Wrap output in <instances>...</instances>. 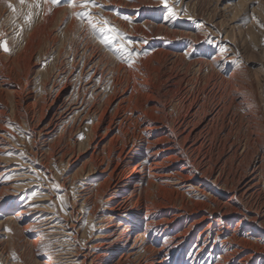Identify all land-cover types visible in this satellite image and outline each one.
<instances>
[{
  "label": "rangeland",
  "instance_id": "obj_1",
  "mask_svg": "<svg viewBox=\"0 0 264 264\" xmlns=\"http://www.w3.org/2000/svg\"><path fill=\"white\" fill-rule=\"evenodd\" d=\"M85 11L89 16L74 14ZM29 13L31 19L26 22L24 17ZM105 20L119 30L133 51L131 64L118 49L119 41L103 42L98 29ZM0 40H6L9 48L8 52L0 49V264H80L74 255L101 240L96 236L108 229L103 218H108L109 224L120 222L124 226L136 222L134 235L143 234L135 243L132 237L125 248L134 246L143 261L161 258L162 264H188L187 258L198 248L193 244L199 231L210 221H199L207 214V207L184 211L155 200L146 208L140 206L134 217L111 214L109 202L114 191L106 184L113 186L115 178L105 180L118 163L119 152L132 147L130 158L119 168L129 172L138 165L144 179L152 180L154 191L160 184L183 192L185 199L211 203L217 198L245 213L231 210L224 223L213 226L202 250L205 259L221 260L220 240L226 237L264 242V0H167V4L164 0H92L84 8L70 7L66 0L59 6L50 0H26L24 4L0 0ZM98 58L102 64L94 69L91 63ZM72 69L74 74L69 73ZM80 70L83 76L78 79L75 74ZM92 74L100 91L91 96L86 87L91 85L88 80ZM129 96L132 102L127 108ZM64 98L72 106L82 105L80 101L83 105L58 125L55 133L44 135L42 127ZM120 104L126 112L116 113ZM104 109L103 125L109 118L116 120V115L149 114L145 113L146 120L139 128L132 123L110 144L117 125L103 137H92L90 131ZM208 122V128H202ZM170 128L174 135H170ZM170 140L176 143L174 151L166 149ZM16 155L12 161L6 159ZM6 161L20 164L18 172L23 175L16 176L17 182L23 180L20 190H6L11 173L5 172L9 168ZM210 166L214 167L211 171ZM253 168L256 173L250 175ZM220 170L224 184L217 186L224 189H217L222 194L212 186L205 187V195L184 191L185 178L197 185L203 178L212 180ZM243 175L247 180L256 177L254 192L236 193L240 187L235 189V184ZM169 177L173 178L167 180ZM118 196L122 195H114ZM39 207L58 216L55 224L61 228L56 235L43 236L35 221L26 230L19 229L36 216ZM22 208L28 212H19L23 219L18 225L6 219ZM247 215L258 218L252 223ZM125 218L131 221L127 223ZM224 224L225 230L220 229ZM246 224H254L261 233L247 235ZM164 226L168 232L163 235L160 230ZM217 229L222 231L221 238L214 240L212 231ZM180 236L186 242L175 245ZM237 248L235 254L224 258L226 264H238L251 253L241 244ZM234 249L235 245L228 244L227 250ZM112 258L103 257L97 263L113 264L116 260ZM136 258H128L125 264H136ZM245 260L247 264H264V253Z\"/></svg>",
  "mask_w": 264,
  "mask_h": 264
},
{
  "label": "bare ground",
  "instance_id": "obj_2",
  "mask_svg": "<svg viewBox=\"0 0 264 264\" xmlns=\"http://www.w3.org/2000/svg\"><path fill=\"white\" fill-rule=\"evenodd\" d=\"M161 28H163V27H161ZM157 31H158V29H157ZM187 51L189 52V50H187ZM88 59H89V57H88ZM93 59H95V58H93ZM100 59L98 58L96 61L94 60V62H92L93 64L91 63V65H92V67L94 69L96 68L97 65H101L102 64ZM88 64L89 63H86L85 64V67ZM103 66H105V65H103ZM83 69L84 68L82 67L81 70H83ZM81 70L78 71L75 74V75H77V78L78 79H80L83 76V73H82ZM74 71H75V69H72L69 73L70 74H74ZM59 73L60 72H58L57 74H59ZM69 73H68V76H69ZM94 77L95 76L92 74L91 75V78L88 80V83H91V85H88V87H86V90H90L91 96L93 94H96L97 95V93H99V91H100L99 90L100 87H98L96 85V83H94ZM2 83L9 84V82H5V81H3ZM134 83L137 85L136 82H134ZM141 84H139L138 87L141 86ZM132 88H134V87H132ZM135 89H137V86H136ZM97 90H99V91H97ZM131 90H130V92H131ZM137 90H139V88ZM16 91H18V90H16ZM133 91L135 92V90H133ZM151 93H150V95H151ZM125 94H126V92H125ZM143 95L144 94H142V97H143ZM18 96H19V94H18ZM57 97L58 96H55L52 99L51 103L49 104L48 109L50 108V106L52 105L53 101H55ZM128 98H129V100H128V104H127L128 106H126L127 108H129V106L131 105V102H132L131 96H129ZM137 98L138 97H136V100H137ZM68 101H69L68 98L67 99L64 98L61 101V104L57 105V107L54 110V113L52 114V117L50 118V120L48 121V123L42 127V129L45 131V134L44 135H46V136H49L50 135L51 136L53 133H55L54 131H56V128L58 127V125L62 124L65 120L69 119L70 118L69 115L76 113L77 110L79 111V108L83 105V101H80L79 102V103L82 104V105H79V106H72V104L70 102H68ZM133 101H135V98H134ZM133 103H135V102H133ZM75 104H77V102ZM126 107L124 105H121L120 104V106H118V107L115 108L116 113L119 112L120 110H122V111H125L126 110L127 111V108ZM133 107H134V105H133ZM200 108L195 109L196 110L195 112H198V110L200 111ZM223 108H225V107H223ZM48 109H46V112H47ZM105 111H106V109H104L102 111V113H100L101 115H100V117L98 119V123L96 122L97 124L95 126H93L90 129V131H91V134H92L91 136L92 137H96L97 135H99L100 137H103L104 134H106V133H108L110 131V129H111L112 126L117 125L118 126V128H117L118 132L116 134H114V136L111 137L110 142H109L110 144H113V141H115L116 139L121 138V136L123 135L122 133H125V131L128 130L129 126H133L134 125L132 123H134V122L137 123V127L139 128L143 124V122L146 120L145 119V113H147V111L143 110L145 112L138 113L134 117L133 116H130L129 118L128 117L124 118L123 116H118L117 117V115H116V120H113L114 117H113V119L112 118L111 119L109 118L110 120L108 119L106 125H103V124H100V123L103 121V115H104ZM140 111H142V110H140ZM44 113L45 112L42 109L41 115H44ZM119 113H122V112H119ZM148 114L149 113H147V116H148ZM123 115H125V114L123 113ZM152 115L150 117L153 118ZM156 115H157V113H156ZM200 116L201 115H198V117H200ZM202 117H203V115H202ZM127 118L129 119L128 120L129 123L126 122L127 121ZM156 118L158 119V117H156ZM192 120H193V118H192ZM1 122H2V120H1ZM210 123H211V120H210ZM210 123L209 122L206 123L204 125V127H202V128L205 129V127H207L208 124H210ZM149 127H151V126H149ZM209 127H210V125H209ZM172 129H174V128L172 127ZM171 132H172V134L170 133V135H174V131L172 130ZM190 132L187 134V137H185V138H188L189 137ZM38 133H41V132L38 131ZM199 134H200V132H199ZM170 141H172V143H169L168 144V147L166 149L171 150V151H174L176 149V143H174V140H170ZM97 145L99 146V143ZM178 145H179V143H178ZM178 145H177V147H178ZM180 148H182V145H181ZM3 149L5 150L6 148H3ZM132 150H133V147L130 148L129 150H127V151H125V150H121L120 151L119 150L120 151L119 152V155H118L119 156V161H118V163L113 168L111 167V170L109 171V174H108V179L105 180V183H107L108 181H110L113 178H115V183L113 184V186L109 185V182H108V184H106L107 185L106 186L107 188H113V191H114V194H113V196L111 198L112 199V202H109L110 203L109 204L110 205V210L112 211L111 214H114L116 217H119V218H123L125 214L126 215H131V216L134 217L135 215H137L138 212L141 211L139 209L140 206L143 205L144 208H146V207H148L149 202H152L153 203L155 200L157 201V203L158 202L160 203L159 205L174 207V208H177L179 210H184V211H187V210H196L199 207L205 206V207L208 208L207 214L206 215H203L199 221H202L205 218H209L210 221L207 222V223H205V225H204L205 228L202 231H199L198 236L196 235L197 237H196L193 245L194 246H197L198 248H197V250L195 252V255L192 258H189V259L187 258L188 264H204L205 262H206V264H226V260L224 258H228L232 254H235V252L237 250H239L237 247L240 244L243 245L244 247L250 248L251 249V253L248 256H246L245 258H243L242 260H240L238 264H247L248 261L245 260V259H251L255 255V253H257V252L264 253V242H262L260 244H258V243H249V241H245L246 239H249L248 237L237 238L236 236H232V237L230 236V237H226V238H223V239L220 240V243H221V245L223 247V250H222L223 254L221 255V260L220 259L213 260V258H211V257L205 259V256L202 255L203 254L202 253V250L205 248V240L207 238H209V234H210L211 229L213 228V226H215L216 224L224 223L227 214L229 212H231V210L232 211H235V212H238V213H241L242 215H245V213H243L241 210H239V208L236 207L234 204H229L228 202H221V201L217 200V198L216 199H211L210 200L211 203H207V202H203V201H199V200L198 201H195L191 197H189L188 199H185L184 196H183V192H181V191L178 192V190H176V189H174L175 190V192H174L173 189L170 190V187H167V186H164V185H160V184L157 185V189L154 191L152 189V187L150 186L152 180L151 179H148L146 181L144 179V177L142 176V174H140L139 170H137V168H138L137 166L138 165L134 166L133 169L131 171H129V172H125V171L120 170V168H119L120 163L124 162L127 158L128 159L130 158V154L132 153ZM181 152H182V150H181ZM154 153H156V152H154ZM17 157H18L17 155L16 156H9L6 159H10L12 161L13 159H16ZM263 157H264V154H263ZM93 162H94V160H93ZM6 163L8 164V167L9 168H7V170L5 172H11L10 175H9L10 181L8 182V185H7L8 187H7L6 190L7 191H11L12 189L20 190L23 187L22 186L23 183H21L23 180H21L20 182H17L16 181V176L19 175V177L21 178L22 175H23L22 172H18L20 170V167H19L20 164L19 163H17V164L16 163H13L12 164V162H10V161H6ZM128 164H129V162H128ZM223 164H225V163L223 162ZM192 165H194V164H192ZM94 167L95 168L91 169L93 172L96 171V166H94ZM207 167H209V166L207 165ZM222 167L224 168V166H222ZM210 168H211L210 171L212 169H214L213 166H210ZM206 170H208V168ZM255 173H256V169L253 168L252 171H251V173H250V175H254ZM178 174H180V173H178ZM217 174H218V172H217ZM164 175L167 176V174H162V177ZM244 175L239 180V182H237L238 180L236 181L238 184L237 185L235 184V189H237L236 187H240V190L237 189L236 190V193L237 192H240L242 190L250 191V190H252V189H254L256 187L254 185V183H253L254 182V179L256 177L254 176V177H251L249 180H247L248 178H246V176H244ZM157 177H161V176H157ZM172 178L173 177H169V178H167V180H171ZM123 179H126V182L125 183H123V181H124ZM185 179H187V180H186V182L184 183V186H183L186 189L184 191H186V192H188V193H190L192 195H195V194H193L194 191H197L198 193H200V195H205V191H206L205 187H208V186H212L213 189H214V191L216 193H217L216 190H218L217 188L224 189L222 187L217 186L218 184H221V185L224 184V182L221 181L222 179L224 180V178H223V171H221V170H220L219 174L217 176H215L212 180H209V178H208V180H205V178H203V179H201V181L199 183H197V185H193V183L191 181L189 182L188 178H185ZM133 182H135V184H133ZM103 185H104V183H103ZM254 190H252V191L254 192ZM218 191H219L218 192L219 194H222L221 193V190H218ZM252 191H251V193H252ZM84 192H85L84 189L79 190V195L81 197L84 196V195H82V194H84ZM127 192L129 193V195L128 196H123V194H128ZM117 193L121 194L123 197L122 196H118V198L116 199L114 197V195H116ZM99 194H101V191H99ZM241 194H239V195L241 196ZM132 196H135L136 198H134ZM154 196H157V197L156 198H153ZM234 196L235 195H232L231 196V199L234 198ZM118 199H120V200H118ZM28 208H29L28 210H30V212H32V208L31 207H28ZM20 211H22V212H24L26 214L28 212L27 210H25V209L22 208L21 210H17L15 213H13V215L11 217H7L6 219L8 221H10L12 224H17L18 225L20 223L21 219H23L21 217V215H20V213H21ZM46 211H47L46 208L39 207L38 210H37V212H36L37 213L36 216H34V218L30 222H27L24 225H20L19 226V229L20 230H26L28 228V226L30 224H32L33 221H35L38 224V226H40V228L38 229L40 234H43V236L44 235H53V234L56 235L55 233L57 232V230L61 228L60 225L59 226H56V224H55V223L58 222V221H56V220H58V218H57L58 216L55 214V212H52V211L46 212ZM215 214H217V215H215ZM214 215H215V217H213ZM262 217H264V216L262 215ZM257 218H258L257 215L256 216H249V215H247V218L246 219L249 222H252L253 223ZM107 219L108 218H103V220H102V222H105L104 223V227L108 228L105 231L106 233L100 234V236H96V237H100L101 240L100 241H97L94 244H91V243L88 244V246H86L85 250L82 251L83 253H81V254H75L74 255L75 256V261H78V263H80V264H99L97 262L99 260H102L103 257L104 258L105 257H109V258L110 257L111 258L113 257L114 259L113 258L112 259L113 260H116V262L113 263V264H125V262H126V260L128 258L135 256V257H137L136 258L137 259V263L136 264H162L161 263L162 260H160L161 258L160 259L150 260L148 262L146 260L143 261L142 258H141V256H139V254L137 253L136 248H134V246L130 247L129 249H126L125 248L126 245L128 244V242L131 240L132 237H133V242L135 243V241L137 240V238L140 235L143 234V233H141V234L139 233V234L134 235V233L136 232L134 230L135 229V223L136 222L133 223V225H125L124 226L123 224H120V222L114 223V224H109V221ZM125 219H127V223L129 221H131L128 218H125ZM167 221H171V220H167ZM77 224L78 223H75V227L76 228L78 226ZM246 225H247L248 231H249V232H247V235L250 234V236H251V235H253L255 233H261V231L258 230L257 227H255L254 224H251V225L250 224L249 225L246 224ZM225 227H226V224H224V226L221 225L220 226V229L225 230ZM63 230L64 231L65 230L66 231H70L71 229H63ZM160 231H161L160 233L164 232L163 235L164 234H167V232H168L167 231V226H164ZM205 231H206V234H205ZM212 232H213V234L215 236L214 237V240H216L218 238H221V232L222 231H219V229H217V230H214ZM76 233H77V231H76ZM71 234H73V233H71ZM217 236H219V237H217ZM180 237L181 238H179V240L176 242L175 245H177L179 242H186L187 239L184 236H180ZM171 238H173V237H171ZM174 238H176V237H174ZM201 238H202V240H201L202 242L201 243H198ZM228 244L235 245L236 246V249L231 250V251L230 250H227ZM143 249L146 250V249H151V248H150V246H144ZM159 250H161V248H158V251ZM76 251H77V253L78 252H81V251H78V250H76ZM162 257H163L164 260L165 259H168V256H165V257L162 256ZM258 260L260 261L261 258L259 257ZM175 262L176 261H174L172 263L174 264Z\"/></svg>",
  "mask_w": 264,
  "mask_h": 264
},
{
  "label": "snow or ice",
  "instance_id": "obj_3",
  "mask_svg": "<svg viewBox=\"0 0 264 264\" xmlns=\"http://www.w3.org/2000/svg\"><path fill=\"white\" fill-rule=\"evenodd\" d=\"M26 2V0H20L21 4H24ZM46 2H48V0H46ZM50 2L54 5L59 6L61 4V0H50ZM66 2L68 3V6L70 7H86L88 4L92 3V0H66ZM164 3L167 4V0H164ZM38 6V4H37ZM9 8H12L13 11H15V8H13L12 4L8 5ZM75 15H77L78 17H80L81 15L83 16H89L88 12H84V13H74ZM172 15H175V12H172ZM26 22H30L31 19V13H29L28 15H26L24 17ZM125 19H127L125 17ZM89 22L91 24V26L93 27L94 30H97V26L96 24H92L91 23V19L89 18ZM104 26L100 27L98 29V31L102 34V38H103V42H105L106 44H111L114 41H119L118 44V49L123 53V56L126 57L127 62L129 64H131L132 62V58H133V51L131 49H129L125 43H124V38L119 34V30L114 28V27H110L108 26V22L105 20L103 22ZM0 49H3V51L8 52L9 48L7 46V41L6 40H0Z\"/></svg>",
  "mask_w": 264,
  "mask_h": 264
}]
</instances>
